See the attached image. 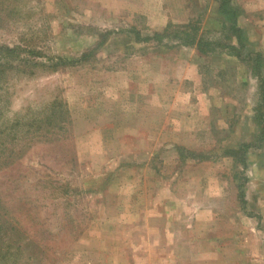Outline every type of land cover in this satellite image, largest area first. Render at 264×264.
<instances>
[{
    "label": "rangeland",
    "instance_id": "obj_1",
    "mask_svg": "<svg viewBox=\"0 0 264 264\" xmlns=\"http://www.w3.org/2000/svg\"><path fill=\"white\" fill-rule=\"evenodd\" d=\"M232 2L240 57L215 0H0L29 59L0 83V264H264V0Z\"/></svg>",
    "mask_w": 264,
    "mask_h": 264
},
{
    "label": "trees",
    "instance_id": "obj_2",
    "mask_svg": "<svg viewBox=\"0 0 264 264\" xmlns=\"http://www.w3.org/2000/svg\"><path fill=\"white\" fill-rule=\"evenodd\" d=\"M218 3V14L221 15V22L223 23V25L225 26V28H227V30L229 32H232V34H237V36H235V40H236V44L232 45V49L234 50V54L237 57H240V54L242 49L246 47V40H247V36L244 34V31L238 27V18L240 15V9L232 2V0H215ZM191 23L185 24V25H178L175 26L173 24H169L162 32L158 33L155 32V34L153 36H146L141 38L140 32L139 31H135V36L137 37V39L140 38V41H144L147 42L148 40H154L157 42H162L163 39L169 35H171L172 28L173 27H189L191 26ZM174 36L176 39H174V41L176 42L177 45H185V46H192V45H197L198 48L200 49L201 52H205L203 47H204V41L202 40V38H197L196 33L195 34H191L189 31L184 30V31H179V29L177 31L174 32ZM27 51L24 50L23 46L20 45H9V44H4V43H0V83L1 85H6V81L4 79V77L7 76L8 73L12 72L13 70H18L19 68L21 69L23 66H25V70L28 71V69L26 67H29V59L28 58H23V54L22 53H26ZM38 52V51H36ZM92 54V51H89L87 54L83 55L82 58H77V59H73V60H68L65 59L61 56H57V55H47L45 56L44 60L41 61H37V59H33L35 60V66L41 67V68H45V69H49L51 72L57 71L59 68H61L62 66L66 65L67 63H72V64H77L80 63L83 60H86L88 56H90ZM40 55H37V57H39ZM260 58L256 57L253 58L252 63H251V70L254 74H258L257 76L259 77V81H260V75H259V70H260ZM23 69V72L25 71ZM260 96H259V103L261 105V107L264 109V107L262 105H264V86L262 84V82L260 81ZM262 110V109H260ZM58 114L59 112H53V114ZM256 118L257 121L260 123V119L258 116V113L256 114ZM259 135L262 136L261 138L264 139V127L261 129V131L259 132ZM258 135V136H259ZM251 145L248 144H242L240 149L237 150L236 153H240L241 154V160L243 162H246L244 156L246 155L245 153H247V150H249V147ZM235 154V153H234ZM236 156V155H235ZM244 166H246V163H244ZM240 188V200L243 204H246V198H245V191L243 189V184H241L239 186ZM2 218L0 219V226L2 227V225H4L3 221L6 220V218L3 217V215L1 216Z\"/></svg>",
    "mask_w": 264,
    "mask_h": 264
}]
</instances>
